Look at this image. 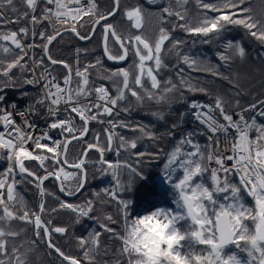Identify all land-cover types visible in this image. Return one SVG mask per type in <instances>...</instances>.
<instances>
[{
    "label": "snow or ice",
    "instance_id": "1",
    "mask_svg": "<svg viewBox=\"0 0 264 264\" xmlns=\"http://www.w3.org/2000/svg\"><path fill=\"white\" fill-rule=\"evenodd\" d=\"M147 2L154 4L157 0ZM17 3L18 0H0V160L8 162L0 170V264H26L16 255L18 248H9L20 235L11 230L14 220L33 225L36 237L33 244L44 240L48 248L67 264H82L79 258L66 254L53 242V233L63 236L67 233V227L54 226L51 220L45 222L42 219V214L47 211L43 197L54 195L47 192L43 185L51 178L66 196L80 194L87 181L84 157L93 149L100 154L99 162L107 165V169L101 171L110 175L114 182V187L105 188L104 194L110 201L116 202L120 220L106 215L104 219L108 223L99 221L98 217L92 215L95 205L91 199L83 204L60 200L59 209L75 213L77 223L84 218L97 221L103 232L120 239L122 247L117 249L119 259L116 264H121L125 258L127 264H264V122H258V118L264 120V99L247 106L242 105L240 99H235L237 119L227 110L228 102L222 97H216L214 106L193 101L189 105L190 109L195 110L192 112L193 118L210 133L207 144L201 145L194 139L195 133L189 132L181 137L171 152L166 153L159 145L156 152H132L131 155L137 158L163 157L162 182L172 194L168 206L153 202L159 195L158 190L146 194L145 202L149 206L143 213L136 214L135 219L128 211L131 201L122 198V194L134 190L136 178L143 177L142 169L126 161L113 164L103 159L106 151H113L116 128L138 130L154 141L163 138L149 132L146 126H133L117 117L130 113L131 109L125 103L129 97L135 98L137 105H142L145 99L160 104L169 99L167 93L179 91L171 78H159L161 72L168 68L164 58L167 41H171V48L167 51L174 50L177 59L192 71L228 79L224 73L201 61L199 56L181 54L184 41L174 39L172 32L179 29L190 35L219 37L230 25L239 26L264 45V23L245 15L250 12L249 8L243 7L246 0H216L215 3L196 0L201 19L195 27L189 26L187 10L183 9L188 0H176L177 8L182 10H176L169 2L168 6L159 10V19L162 24H170L171 29L161 26L155 41L139 31L143 13L140 6L123 9L127 19L134 21L131 26L137 30L136 33H121L113 23H103L122 10L121 0H113L112 8L107 12L99 10L96 0H19L25 6L24 12L19 10ZM6 12L14 15L8 16ZM209 12L218 15L209 16ZM173 16L175 20L171 19ZM84 17L89 19L83 20ZM82 20L83 23H80ZM8 24L22 26L5 31L4 26ZM38 25L43 27L37 30ZM78 25L80 28L90 25V31L81 34ZM97 26L102 29L103 57L123 64L129 60V54L132 55L127 66L115 70L104 69L109 74L100 75V79L112 82L113 91L91 80V69L104 68L101 58L80 66L79 56L81 52L87 53L86 48L76 50L75 66L56 59L50 51L53 42L58 37L62 38L65 32H71L81 41L92 40L97 34ZM29 39L30 43L24 42ZM203 42L209 43L210 40ZM37 48L41 51L39 56L34 51ZM224 49V52L217 53L221 64H228L235 56L241 59L246 56L239 42L228 41ZM6 54L14 58L5 59ZM260 59L264 61V52L260 54ZM56 65L66 71L62 81L53 75L50 67ZM16 72L20 73L19 78ZM183 72V68L177 72L180 86L191 92L208 94L207 89L186 78ZM41 82L42 94L26 110L18 111L15 103L6 105L3 94L6 89L22 85L37 86ZM229 83L234 82L229 80ZM62 104L64 116L59 118ZM39 107L46 109L50 122L47 130H41L37 135V126L29 117L35 116ZM217 110L223 122L215 114ZM246 113L252 115L246 117ZM15 115L24 117L22 123H17ZM153 116L163 119L161 113L154 112ZM77 117L81 122L79 125L75 122ZM92 122L108 125L104 128L106 144L101 143L100 133L94 135L95 143L84 139L91 131L89 124ZM175 128L176 124L173 123L167 132L169 137L174 136ZM51 130H59L62 139L51 136ZM252 131L256 132L254 138L250 136ZM221 137L223 148L220 147ZM137 139L127 140L120 136L115 149L117 156L122 150L136 149ZM73 141L84 143L87 147L81 158L70 161L67 152ZM29 144L32 145L31 150ZM25 161H36L43 169V175L27 166ZM229 161L232 162L230 165ZM66 168L76 171L68 172ZM123 169H127V181L121 178ZM233 176L238 177V182L233 181ZM69 178L75 180L74 185L65 184ZM20 183L33 184L39 190L42 198L39 211H32L24 205L16 192ZM245 195L252 198L254 207L245 202ZM55 198L59 200V197ZM57 210L53 208L51 212ZM248 220L252 221V226L246 223ZM118 223L122 225L123 234L111 227ZM101 235L100 231L91 229L86 235L77 237L78 247L88 264H96ZM233 247L235 250L230 251ZM104 252L107 254L106 249ZM239 253L246 255L242 258Z\"/></svg>",
    "mask_w": 264,
    "mask_h": 264
},
{
    "label": "trees",
    "instance_id": "2",
    "mask_svg": "<svg viewBox=\"0 0 264 264\" xmlns=\"http://www.w3.org/2000/svg\"><path fill=\"white\" fill-rule=\"evenodd\" d=\"M171 2L172 6L176 10H182L177 8L176 0H157L154 4H149L147 0H121L120 8L116 16L112 17L109 21L113 23L117 31L127 34L128 32L136 33L137 30L131 25L134 21H129L124 14L123 9H131L135 6H140L143 9L142 13V28L139 30L151 41L159 35V29L161 26L171 29L170 24H162L159 19L160 9L162 7L168 6ZM208 3H215L216 0H205ZM98 8L101 12H107L111 10L113 6V0H96ZM17 7L21 12L26 11L25 6L22 3H17ZM243 7L250 9L249 13L245 15H251L255 20L264 23V0H246ZM183 9H186V20L189 22L190 27H195L199 23L201 17L199 13L201 10L196 4V0H188L186 5H183ZM207 11V10H203ZM8 16H13L11 12H6ZM38 14V13H37ZM209 16H216L218 13L209 12ZM89 17H84L83 20H88ZM175 20L176 17L171 18ZM83 20L80 23H83ZM185 21H179V23H184ZM27 23L26 21L24 22ZM47 24V21H45ZM22 25L8 24L4 26V30H16ZM30 27V25H29ZM43 25H38L37 30H39ZM90 25L80 28L78 25V30L81 34H87L90 31ZM51 31V29H49ZM102 29L99 27L96 31V35L93 40L87 44L82 43L76 38L72 33H67L59 38L54 44L51 45L50 51L53 57L58 60L67 61L70 65L76 64L77 61V49H87V53H80L79 62L80 66H83L88 62H95L96 58H101L103 60V69H91V80L95 81L97 85L103 84L105 87L113 91L112 82L104 79H100V75H108L109 73L104 71V69L115 70L119 67H125L130 63L132 59L131 53L129 54V60L123 65L109 64L103 57L102 46H101V36L100 33ZM172 37L177 40L184 41L181 54L189 53L192 56H199V59L207 65H211L213 69L218 70L225 74L228 79H222L214 77L210 73H204L200 71H192L186 65L181 63L176 55L175 51H167L171 48V41L165 43L164 55L165 63L168 64V68L163 70L160 74L161 80H167L171 78L174 83L177 84L179 91H173L167 93L169 99L166 102L160 104L154 101L144 100L142 105H137L135 98L129 97L126 101V105L130 107V113H122L117 119L129 120L132 119L135 122L130 123L133 126L143 125L147 127L149 132L155 133L157 137H163L162 139L152 140L144 136L140 131H131L124 128H116L115 132L117 135L113 138V151H106L104 153V160L112 162L115 164L117 161L127 162L133 166H138L143 171L142 178H136L135 188L133 191L122 194V198L130 200L131 204L129 207V212L134 210L139 212L148 208V204L145 202L146 194L153 190H158L159 195L155 197L154 203L160 204L162 206H168L171 204L172 194L167 185H165L162 177V169L165 160L163 157L156 159L153 157L145 156L137 158L131 155L132 152H156L159 148H163L164 151L171 152L176 146L177 142L181 137L185 136L189 132H194V139L199 141L201 145L208 143L207 137L210 133L207 129L200 125L192 116V112L195 111L189 108L191 102L195 101L201 104L213 105L217 96L222 97L227 101L226 108L230 113H233L234 119L238 117L235 116L237 111L234 107L235 99H240L241 104L247 106L256 100L264 99V61L260 59V54L264 52V45L258 42L255 38L246 34V30L239 26H229L219 37H202L198 35H190L183 30H176L172 32ZM204 40H210L209 43H204ZM228 41L233 43L239 42V44L245 49L246 56L241 59L235 56L228 64H221L217 58V53L224 52V46ZM25 43H30L31 40L24 41ZM17 52L19 50H16ZM35 54L39 56L41 51L39 48L35 49ZM5 59H13V55L6 54ZM53 70V74L58 80L62 81L66 71L61 66H50ZM183 68V75L186 78H190L194 83L208 90V94L200 92H191L187 88L180 86L179 77L177 72ZM15 71V70H14ZM19 78L20 73L16 72ZM232 80L234 83H229ZM147 83V82H146ZM150 88V84L147 85ZM22 93H27V95H22ZM240 93V96H237ZM6 96V101H15L21 105L29 107L32 102L38 98L41 93V88L39 85H22L18 88H8L3 93ZM161 113L163 119H157L153 116V113ZM183 118H181V114ZM218 118L222 121V117H219V112L215 113ZM246 117L251 116L252 113H246ZM64 112L61 110L60 117L63 118ZM46 117V109L44 107H39L38 113L32 116L36 123H39ZM127 117V118H126ZM50 118L48 117L45 121V126L47 128ZM76 124L79 125L81 122L76 118ZM128 122V121H127ZM258 122H264L258 118ZM176 124L174 131V136L169 137L167 132L171 129L172 124ZM196 126L202 128L203 132L196 129ZM108 125L97 124L92 122L89 124L91 131L85 140L95 143L93 137L96 133H100V140L102 144H106V137L104 134V128ZM231 132V129L229 130ZM51 136L56 139H62L59 130H51L49 132ZM235 135V133H233ZM123 136L127 140L137 139V148L130 149L129 151H121L120 155L117 156L115 149L119 145V137ZM251 137L256 136V132L252 131L250 133ZM159 145V148L157 147ZM87 147L86 144L81 142H74L69 147L67 158L70 161H75L81 158L84 149ZM139 159V163H138ZM100 154L97 152H91L88 154L86 161L83 165L87 173V181L83 192L75 199L68 200L64 199L59 192L58 183L53 179H48L44 182L43 187L47 192L53 193L54 195L45 196V207L47 211L42 214V219L47 222L51 220L54 226H65L67 227V233L62 237L55 235L53 233V242L66 254L70 256H75L82 261V264H88L87 261L83 259V251L78 247L77 237L86 235L91 229L100 231L102 235L100 236V251L96 256V264H116L117 259V249L122 247V241L120 239L112 238V234L103 232L102 229L98 227V222L89 220L87 218L82 219L79 223L76 222V214L67 209H59V201L67 200L73 204H83L87 200L91 199L95 205V211L92 215L99 218V221L108 223L104 218L106 215H112L117 220H120V213L115 201H110L109 197L104 194V189H112L114 187V182L110 175H105L101 169H107L106 164H101ZM50 163V161L48 162ZM7 164L6 160H0V170H2ZM25 164L31 167L33 170L39 172L43 175V169L39 168L36 161H25ZM52 169L50 168L49 171ZM66 171H68L66 169ZM110 171V170H109ZM74 172V171H68ZM124 181L128 179L127 169H123V175L121 177ZM234 182H238V177H232ZM210 184V181H208ZM67 185H74L75 180L68 179L65 181ZM16 192L19 197L22 198L24 205L31 209L32 211H38L39 204L41 202V197L39 190L33 185L28 183H20L16 187ZM99 193V195H97ZM55 197H59V200ZM245 202L250 206L254 207V201L251 197L245 195ZM174 207V205H172ZM57 208L56 212H51V209ZM22 214V213H21ZM247 224L252 226V221H246ZM111 227L116 228L117 231L122 233V225L120 223L111 225ZM12 231L19 232L20 235L15 238L14 244H10L9 248L15 246L18 248L17 256L20 257L22 261H26V264H67L62 260L55 252L51 251L44 240L38 241L33 244L32 241L36 239L34 235V227L31 224L24 223L20 220L12 221ZM107 250L105 254L104 250ZM230 251L235 250L234 247L229 249ZM243 258L246 254L239 253ZM121 264H127V260L122 259Z\"/></svg>",
    "mask_w": 264,
    "mask_h": 264
},
{
    "label": "built area",
    "instance_id": "3",
    "mask_svg": "<svg viewBox=\"0 0 264 264\" xmlns=\"http://www.w3.org/2000/svg\"><path fill=\"white\" fill-rule=\"evenodd\" d=\"M85 2H86V0H85ZM49 7H51V6H49ZM53 75H54V74H53ZM54 76H55V75H54ZM42 83H43V82H41V84L39 85L40 88H42ZM13 103H15V104L17 105V110H18V111H24V110H26V109L28 108L27 106H25V105H21V104L15 102V101H6V105H11V104H13ZM63 107H64V105L62 104V105H61V110L63 109ZM9 110H11V109L9 108ZM47 118H48V117H47V115H46V117H45L42 121H40L39 123H36V122L33 120L32 116L29 117V119H30V120H31V121L37 126L36 129H35V133H36L37 135L41 132V130H47V128H46V126H45V121L47 120ZM14 119L17 121V123H22L24 117H21V116H19V115H15V116H14ZM196 129H198L199 131L203 132L202 128L199 127V126H196ZM232 135L234 136L233 133H232ZM207 140H208V137H207ZM45 143H47V142L45 141ZM220 147H221V148L224 147L223 137H221V145H220ZM28 148H29V150H31L32 145L29 144V145H28ZM7 163H8V162H7ZM228 163H229V165H230L232 162L229 161ZM6 166H7V164H6ZM6 166H5V167H6ZM213 166H214V165H213ZM5 167H4V168H5ZM4 168H3V169H4Z\"/></svg>",
    "mask_w": 264,
    "mask_h": 264
},
{
    "label": "water",
    "instance_id": "4",
    "mask_svg": "<svg viewBox=\"0 0 264 264\" xmlns=\"http://www.w3.org/2000/svg\"><path fill=\"white\" fill-rule=\"evenodd\" d=\"M112 18V17H111ZM110 18V19H111ZM105 22H107V21H104L103 23H105ZM99 28V26H97V28H96V31H97V29ZM67 33H71V32H65L63 35H65V34H67ZM60 37H58L57 38V40L59 39ZM94 38V37H93ZM93 38H92V40H93ZM56 40V41H57ZM79 40V39H78ZM92 40H89V41H81V40H79L80 42H82V43H85V44H87V43H89V42H91ZM56 41H54L53 42V44L56 42ZM51 47V46H50ZM102 52H103V49H102ZM105 58V60H106V62L107 63H109V64H115V65H119V66H123L127 61H125L123 64H117V63H113V62H111V61H108L107 60V58L106 57H104ZM59 66V65H58ZM74 115V114H73ZM78 118V117H77ZM79 119V118H78ZM87 137V136H86ZM85 137V138H86ZM84 138V139H85ZM74 142H76V141H73L71 144H73ZM71 144H69V147L71 146ZM69 147H68V150H69ZM91 152H96L95 151V149H93V150H90V151H88L87 152V156H88V154L89 153H91ZM68 153V152H67ZM98 153V152H97ZM87 156L86 157H84V163H85V161H86V158H87ZM103 159H104V156H103ZM68 171H76V169H72V168H66ZM85 185H86V183H85ZM85 185H84V188H85ZM84 188L81 190V193L83 192V190H84ZM59 192H60V190H59ZM80 193V194H81ZM80 194H78V195H76V196H66L64 193H62V192H60V195L64 198V199H68V200H75ZM41 197V196H40ZM42 199V198H41ZM43 200L45 201V196L43 197ZM38 211H39V208H38ZM55 234V233H54ZM55 235H58V236H61L60 234H55ZM64 236V235H63ZM62 236V237H63ZM47 244V243H46ZM51 251H53V252H55L54 250H51ZM56 253V252H55ZM57 254V253H56ZM58 255V254H57ZM60 257V256H59ZM61 258V257H60ZM67 263V262H66Z\"/></svg>",
    "mask_w": 264,
    "mask_h": 264
},
{
    "label": "rangeland",
    "instance_id": "5",
    "mask_svg": "<svg viewBox=\"0 0 264 264\" xmlns=\"http://www.w3.org/2000/svg\"><path fill=\"white\" fill-rule=\"evenodd\" d=\"M127 118V117H126ZM129 123H132L133 124V122H135L134 120H132V119H129V120H127ZM142 125V124H141ZM70 179V178H69ZM146 210V209H145ZM145 210H141V211H139V212H135L134 210H131L130 212H129V215L133 218V219H135L136 218V214H138V213H143Z\"/></svg>",
    "mask_w": 264,
    "mask_h": 264
},
{
    "label": "bare ground",
    "instance_id": "6",
    "mask_svg": "<svg viewBox=\"0 0 264 264\" xmlns=\"http://www.w3.org/2000/svg\"><path fill=\"white\" fill-rule=\"evenodd\" d=\"M201 132V131H200Z\"/></svg>",
    "mask_w": 264,
    "mask_h": 264
}]
</instances>
